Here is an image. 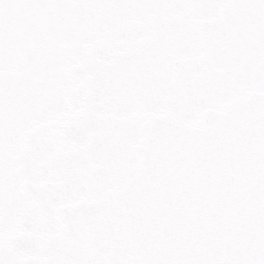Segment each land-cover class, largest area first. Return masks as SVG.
Segmentation results:
<instances>
[{"label": "snow or ice", "instance_id": "snow-or-ice-1", "mask_svg": "<svg viewBox=\"0 0 264 264\" xmlns=\"http://www.w3.org/2000/svg\"><path fill=\"white\" fill-rule=\"evenodd\" d=\"M0 264H264V0H0Z\"/></svg>", "mask_w": 264, "mask_h": 264}]
</instances>
